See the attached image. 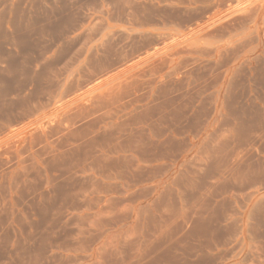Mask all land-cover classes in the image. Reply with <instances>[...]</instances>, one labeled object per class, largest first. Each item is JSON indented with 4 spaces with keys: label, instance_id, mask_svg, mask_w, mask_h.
Listing matches in <instances>:
<instances>
[{
    "label": "rangeland",
    "instance_id": "rangeland-1",
    "mask_svg": "<svg viewBox=\"0 0 264 264\" xmlns=\"http://www.w3.org/2000/svg\"><path fill=\"white\" fill-rule=\"evenodd\" d=\"M239 255L264 264V0H0V264Z\"/></svg>",
    "mask_w": 264,
    "mask_h": 264
},
{
    "label": "crops",
    "instance_id": "crops-1",
    "mask_svg": "<svg viewBox=\"0 0 264 264\" xmlns=\"http://www.w3.org/2000/svg\"><path fill=\"white\" fill-rule=\"evenodd\" d=\"M147 182L145 180L138 181L134 183V186L127 188L126 192L119 193L122 201L119 204L122 205L118 206L117 210L132 213L127 218L128 222H134L135 219H143L142 216L146 209L152 206V202L159 198L158 194L155 195L146 189ZM136 212L141 214L140 217L135 216ZM237 264H246V259L241 263V256L239 255Z\"/></svg>",
    "mask_w": 264,
    "mask_h": 264
}]
</instances>
